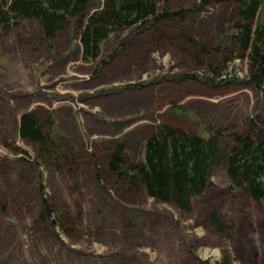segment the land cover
Masks as SVG:
<instances>
[{"label":"rangeland","instance_id":"obj_1","mask_svg":"<svg viewBox=\"0 0 264 264\" xmlns=\"http://www.w3.org/2000/svg\"><path fill=\"white\" fill-rule=\"evenodd\" d=\"M158 2L176 16L111 34L98 74L81 60L74 27L53 40L31 20L8 33L0 28V264H216L224 254L230 264H264V207L233 192L223 166L190 211L129 190L106 166L115 141L125 144L128 163L143 160L154 126L205 136L221 128L232 143V133L264 113V89L249 80L248 59L230 41L236 5ZM29 110L46 131L54 122L72 165L33 161L36 145L16 131ZM214 213L222 231L210 221Z\"/></svg>","mask_w":264,"mask_h":264},{"label":"trees","instance_id":"obj_2","mask_svg":"<svg viewBox=\"0 0 264 264\" xmlns=\"http://www.w3.org/2000/svg\"><path fill=\"white\" fill-rule=\"evenodd\" d=\"M213 1L236 5L238 21L232 28L230 41L242 52V55H236L248 59L249 80L257 88L264 89V0ZM93 2L0 0V28L8 33L23 21L31 20L40 26L45 39L53 40L59 32L74 27L80 34L81 60L93 63L98 74L106 64L101 58L103 44L111 34L124 27H144L151 20H166L177 14L167 7L161 9L158 0H103L100 8L92 11ZM53 123L48 122L51 130L46 131L41 114L29 110L21 115L16 131L22 139L36 145L40 157L33 161L37 165L42 166L40 160H43L62 170L66 165H72L74 156L68 153L71 147L56 134ZM259 125L264 130V113L261 122L251 119L247 131L232 133V143L221 128L210 130L205 136L189 133L172 124L154 126L152 135L145 142L143 160L128 163L125 144L115 141V145L107 146L110 153L106 155V166L129 190L144 191L185 211H190L194 199L205 191L215 168L223 166L233 192L241 190L264 207V136ZM94 160H97L96 155ZM43 189L41 180L42 207L56 230L59 217L55 216ZM210 221L222 231L215 213ZM216 264H230L228 256L224 254Z\"/></svg>","mask_w":264,"mask_h":264}]
</instances>
